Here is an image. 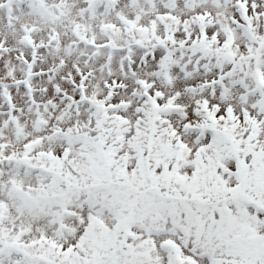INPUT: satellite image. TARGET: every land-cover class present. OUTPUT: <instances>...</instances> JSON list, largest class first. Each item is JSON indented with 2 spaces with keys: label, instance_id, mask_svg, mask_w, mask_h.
<instances>
[{
  "label": "snow or ice",
  "instance_id": "6c2138e0",
  "mask_svg": "<svg viewBox=\"0 0 264 264\" xmlns=\"http://www.w3.org/2000/svg\"><path fill=\"white\" fill-rule=\"evenodd\" d=\"M0 264H264V0H0Z\"/></svg>",
  "mask_w": 264,
  "mask_h": 264
}]
</instances>
